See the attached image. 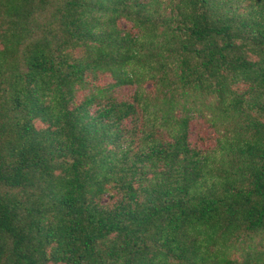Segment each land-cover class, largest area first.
<instances>
[{
    "label": "trees",
    "instance_id": "1",
    "mask_svg": "<svg viewBox=\"0 0 264 264\" xmlns=\"http://www.w3.org/2000/svg\"><path fill=\"white\" fill-rule=\"evenodd\" d=\"M0 264H264V0H0Z\"/></svg>",
    "mask_w": 264,
    "mask_h": 264
},
{
    "label": "rangeland",
    "instance_id": "2",
    "mask_svg": "<svg viewBox=\"0 0 264 264\" xmlns=\"http://www.w3.org/2000/svg\"><path fill=\"white\" fill-rule=\"evenodd\" d=\"M123 26L128 29L130 27L126 23H123ZM109 81V78H103L101 80V84H107ZM134 91V88H125L118 91V94L121 98H129L133 96ZM191 140L194 145L205 149L213 147L214 144L212 130L205 126L204 123L200 120L196 121L193 125Z\"/></svg>",
    "mask_w": 264,
    "mask_h": 264
}]
</instances>
